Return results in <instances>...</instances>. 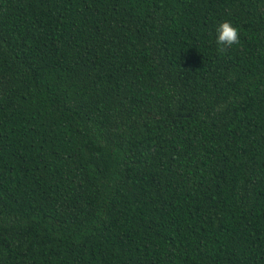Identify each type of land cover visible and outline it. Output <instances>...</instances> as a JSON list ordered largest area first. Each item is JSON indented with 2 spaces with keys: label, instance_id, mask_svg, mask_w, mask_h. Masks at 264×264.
<instances>
[{
  "label": "trees",
  "instance_id": "obj_1",
  "mask_svg": "<svg viewBox=\"0 0 264 264\" xmlns=\"http://www.w3.org/2000/svg\"><path fill=\"white\" fill-rule=\"evenodd\" d=\"M0 264H264V0H0Z\"/></svg>",
  "mask_w": 264,
  "mask_h": 264
},
{
  "label": "clouds",
  "instance_id": "obj_2",
  "mask_svg": "<svg viewBox=\"0 0 264 264\" xmlns=\"http://www.w3.org/2000/svg\"><path fill=\"white\" fill-rule=\"evenodd\" d=\"M216 44L218 51L223 53L227 48L239 44V30L233 27L230 22L225 21L216 29Z\"/></svg>",
  "mask_w": 264,
  "mask_h": 264
}]
</instances>
